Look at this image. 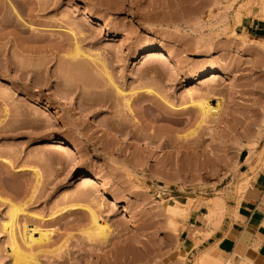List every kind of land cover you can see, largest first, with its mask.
<instances>
[{"label": "rangeland", "instance_id": "rangeland-1", "mask_svg": "<svg viewBox=\"0 0 264 264\" xmlns=\"http://www.w3.org/2000/svg\"><path fill=\"white\" fill-rule=\"evenodd\" d=\"M261 1L0 0V264L10 203L15 243L39 264H232L210 248L187 258L180 231L195 206L241 193L246 154L264 162V31L243 29L264 23ZM157 45L179 64L146 67ZM186 197L173 228L166 207ZM89 209L110 229L102 245L84 233Z\"/></svg>", "mask_w": 264, "mask_h": 264}, {"label": "crops", "instance_id": "crops-1", "mask_svg": "<svg viewBox=\"0 0 264 264\" xmlns=\"http://www.w3.org/2000/svg\"><path fill=\"white\" fill-rule=\"evenodd\" d=\"M254 22L245 20L243 29L264 31V23ZM239 162L240 178L245 180L240 194L232 191L221 197L224 205L211 218L205 203L195 206L193 213L189 211L179 241L187 258L210 248L209 254L221 261L264 264V162L248 154ZM198 233L203 236L200 243Z\"/></svg>", "mask_w": 264, "mask_h": 264}, {"label": "bare ground", "instance_id": "bare-ground-1", "mask_svg": "<svg viewBox=\"0 0 264 264\" xmlns=\"http://www.w3.org/2000/svg\"><path fill=\"white\" fill-rule=\"evenodd\" d=\"M262 3H264V0L261 1ZM264 6V5H262ZM247 9V5H241V7H239L238 11L242 16L245 13V10ZM167 56L168 58H171L172 60L175 61V66L178 65V61L175 59L174 53L173 51L167 47V46H163V45H157L154 48H151L149 50H146L144 53H142V57L141 59H143L145 61V64L147 65L146 67H148L149 63H146L147 61L150 62L151 60H156L159 57H163ZM149 68V67H148ZM144 72V71H142ZM143 74V73H142ZM229 72L226 69H222L220 71H211L210 73L206 74V76H201V77H205L204 80L202 81H214V80H219V78H222L223 76L228 75ZM200 78H196V76L191 77L189 81H194ZM34 86L36 88H42V85L37 82L34 81ZM51 93H53L56 97L62 99L67 105H74L75 107V114L76 117H78L79 119H84L83 121L87 120L91 123H97V121H95L94 119L90 120L85 107L78 103V102H73L71 99L66 98L64 95L65 94H59L58 92H55L54 90L51 91ZM103 123H99L98 125H100V127H103L102 125ZM259 129V128H258ZM118 135H121V138L124 140L125 136L121 134H119V132H115ZM59 142L58 145H65L67 142L64 139H58ZM165 142V141H164ZM142 143L146 144L147 146H149L151 149H153V151H156L157 147H155V145L153 143H151L150 141H147L146 139L142 140ZM167 145V144H166ZM159 147V146H158ZM152 151V152H153ZM156 153V152H154ZM158 153V152H157ZM74 157H79L81 156L79 151L74 149V153H73ZM88 177H91L90 174L84 173L82 178L83 181H88ZM186 201L181 203L178 200H176L175 198L173 199V201L170 203V205L168 204L166 209L168 210L169 213V217H168V222H172L174 221V213L173 211H171V209H174L175 211H178L181 214H185L187 213L190 209H191V201L192 198L190 197H186L185 198ZM217 200L214 201V203H211V205L213 204V207L216 208V206L218 207H222L224 205V201L222 198H216ZM213 201V200H212ZM213 207H210L209 214L212 212ZM74 206H69L67 207L65 210H71L74 209ZM214 208V210H215ZM89 212V216H90V225L87 228V230H85L84 233H86L88 236L87 239H89V241L94 240V242H98L99 245L104 244V240L106 241L107 236L109 235V227L107 225H101L98 223L97 221V216L95 215V213L92 210H88ZM22 213V210L20 208H18L15 204L10 203V217L9 220L7 222H3L1 225V230L3 232L7 233V240H8V247H10V252H11V257H12V264H39L37 260H35V255L29 254V253H25L22 252L18 246L15 243V239H14V234H13V230H14V225H15V221L16 218ZM169 222V224H170ZM175 222V221H174ZM177 223V220H176ZM172 225V224H171ZM177 224L173 223V228L174 226H176ZM171 226V227H172ZM33 230H29L28 232V236L26 237V240L29 243L35 242V241H39L43 238H47L48 234L42 231H39V237L37 239L33 238V234H32ZM175 232V231H174ZM199 234V233H198ZM201 236V233L199 234ZM202 240V238L200 237V239L198 240V243ZM196 244V243H195ZM225 264H230V263H225Z\"/></svg>", "mask_w": 264, "mask_h": 264}]
</instances>
